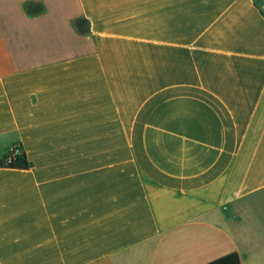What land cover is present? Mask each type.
<instances>
[{
  "label": "crops",
  "instance_id": "1",
  "mask_svg": "<svg viewBox=\"0 0 264 264\" xmlns=\"http://www.w3.org/2000/svg\"><path fill=\"white\" fill-rule=\"evenodd\" d=\"M0 264H264V0H0Z\"/></svg>",
  "mask_w": 264,
  "mask_h": 264
},
{
  "label": "trees",
  "instance_id": "2",
  "mask_svg": "<svg viewBox=\"0 0 264 264\" xmlns=\"http://www.w3.org/2000/svg\"><path fill=\"white\" fill-rule=\"evenodd\" d=\"M2 166L16 170H29L32 167V163L28 161L26 153L22 151L10 164H7L4 159Z\"/></svg>",
  "mask_w": 264,
  "mask_h": 264
},
{
  "label": "built area",
  "instance_id": "3",
  "mask_svg": "<svg viewBox=\"0 0 264 264\" xmlns=\"http://www.w3.org/2000/svg\"><path fill=\"white\" fill-rule=\"evenodd\" d=\"M21 153H22V147H21L19 144L15 145V146L11 149V151H10V153L7 155V157L5 158V162H6L7 164H10V163L12 162V160H15V159L17 158V156H18L19 154H21Z\"/></svg>",
  "mask_w": 264,
  "mask_h": 264
}]
</instances>
